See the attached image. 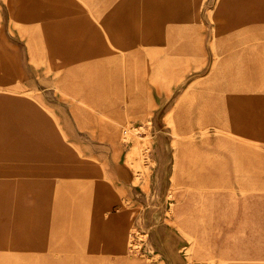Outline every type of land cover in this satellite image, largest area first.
<instances>
[{
  "label": "rangeland",
  "instance_id": "rangeland-1",
  "mask_svg": "<svg viewBox=\"0 0 264 264\" xmlns=\"http://www.w3.org/2000/svg\"><path fill=\"white\" fill-rule=\"evenodd\" d=\"M35 41L41 52L26 61L34 70L21 72L12 54L34 53ZM0 63L14 80L39 79L43 112L68 113L73 129L66 137L24 125L22 106L4 114L0 264H172L167 228L177 224L163 197L178 185L159 183L162 194L151 197L150 144L165 137L175 153L182 101L209 109L247 78L264 96V0H0ZM108 113L130 121L120 127ZM251 144L264 153V143ZM184 234L186 264H225L202 246L211 233Z\"/></svg>",
  "mask_w": 264,
  "mask_h": 264
},
{
  "label": "crops",
  "instance_id": "crops-1",
  "mask_svg": "<svg viewBox=\"0 0 264 264\" xmlns=\"http://www.w3.org/2000/svg\"><path fill=\"white\" fill-rule=\"evenodd\" d=\"M20 21L28 27L29 19L21 18ZM128 36V42L122 43L123 49L130 47L134 39L132 35L133 38ZM39 47L35 41L34 53L14 52L12 56L16 64L13 66L21 72L28 66L34 70L26 61L37 60V54L41 52ZM11 71L10 63H0V89L4 91V95H0V127L4 125V114H12L11 110L22 106L26 116L19 118V122L36 130L45 124V130H60L66 137L71 136L73 129L68 113L54 106L43 112L40 80L25 74L14 80ZM251 82L248 78L242 79L241 89H235L232 82L227 86L231 88L230 94L216 96L209 109L185 106L182 101L174 119L180 136L175 153L165 137L161 147L151 143L150 159L154 170L148 178L152 190L149 194L159 198L156 197L162 194L157 191L159 183L178 185L176 190L164 192L163 197L165 210L172 211L178 226L167 228L174 233L177 243L172 252L177 256L170 257L172 264L188 263L183 255L184 249L189 247L184 233L191 232L211 233L207 241L203 240L204 234L201 240L202 246L209 248L210 258L217 257L225 264H264V153L251 144L258 143L261 147L264 143V96L259 90L258 94L252 90L256 86ZM15 89L34 95L21 99L7 93ZM128 112L130 116L137 113L143 118L147 114L146 109L132 107ZM107 117L120 127L130 121L126 114L108 113ZM8 119L12 120V117ZM209 128L214 129L211 135L194 137ZM72 142L73 146L76 145L75 141ZM201 156H209L211 160H197ZM162 167L161 175L159 168ZM201 167L206 169L198 173ZM167 168L169 174L165 175ZM118 180L123 184L120 176ZM196 241H199L198 234Z\"/></svg>",
  "mask_w": 264,
  "mask_h": 264
},
{
  "label": "bare ground",
  "instance_id": "bare-ground-1",
  "mask_svg": "<svg viewBox=\"0 0 264 264\" xmlns=\"http://www.w3.org/2000/svg\"><path fill=\"white\" fill-rule=\"evenodd\" d=\"M26 14V13H25ZM31 16H33L32 14L31 15H29L28 14V17H29V19H31ZM128 38H129V36H128ZM127 132V131H126ZM148 141H149V139H148ZM139 142V141H138ZM151 142V141H150ZM118 148V147H117ZM134 148V147H133ZM150 150H151V144H150V147H149V150H148V152H150ZM133 154H134V152H133ZM133 154H131V155H133ZM124 205V204H123ZM123 209V208H122ZM118 211V210H117ZM108 215V214H107ZM134 236V235H133ZM129 238H127L126 239V241L128 240ZM140 248V247H139ZM149 249H150V246H149ZM132 250V249H131ZM141 250V249H140ZM144 252L146 253L147 251L146 250H144ZM143 254V253H142ZM142 256V255H141ZM114 257V256H113ZM128 257H129V255H128ZM131 258V257H130ZM142 258V257H141ZM129 259V258H128ZM152 260V259H151Z\"/></svg>",
  "mask_w": 264,
  "mask_h": 264
}]
</instances>
